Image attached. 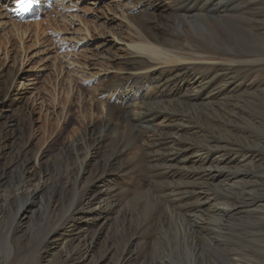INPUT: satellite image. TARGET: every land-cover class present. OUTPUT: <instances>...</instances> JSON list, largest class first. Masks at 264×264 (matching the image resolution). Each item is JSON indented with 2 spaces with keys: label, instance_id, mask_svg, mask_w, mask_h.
Returning <instances> with one entry per match:
<instances>
[{
  "label": "rangeland",
  "instance_id": "obj_1",
  "mask_svg": "<svg viewBox=\"0 0 264 264\" xmlns=\"http://www.w3.org/2000/svg\"><path fill=\"white\" fill-rule=\"evenodd\" d=\"M39 1V6L36 5L29 13L27 11L26 18L22 20V13L17 8L9 5L8 0H0V16H5V21H8L5 26L0 25V59L7 64L8 69L15 72L6 73L2 80L1 97L11 84L13 74L17 76L15 89H24V101L19 105L20 122L13 128L15 137L12 142H7V148L0 159V250H10L12 242L6 230L14 221L13 218L26 208L27 218L21 221L20 233L13 245L22 250L26 264H37V244L53 225L69 215L66 212L73 203L78 208L84 205L83 202L90 201L92 206L101 204L103 212H112L108 222L103 227L99 224L90 226L91 221L86 220L81 212L75 213L74 219L67 222L68 227L61 233L63 238L60 237L57 243L43 247L42 252L40 251V255L46 257L44 263L50 261V264H60L65 257V252L61 249L66 238H75L80 231L81 235L78 237H81L73 243V247L79 242H89L91 252L83 263L74 255L70 264H95L104 256L107 257L102 264H264V96L260 94L258 97L256 92L261 93V88L264 87V65L255 69L252 66L241 67L236 64L235 61L240 59L241 54L231 49L233 38L230 37L228 29L220 28L216 23L209 25L211 33L208 35L193 30L187 34L194 48L224 62V73L213 68L210 73L200 69L196 74L217 76L220 77V85L233 82L240 87L237 92L229 94L231 97L226 101V109L227 120L233 109L239 114L240 119L232 124L227 121V125L234 126V134L243 140L232 142L235 141L234 134L228 140L232 142L231 149L249 152L251 164L244 168L230 164L231 190L218 191L216 202L221 200L231 204L233 215H226L224 218L204 208L196 224L188 221L195 233H187L188 224L184 233L179 225L181 221L171 215L173 213L186 217L187 211L199 203L201 196L197 193H200L201 187L194 186L191 189L188 186L196 195H191L184 201L174 202L168 196L176 189L174 181L177 180L171 176L174 169L167 170L171 164L167 156L170 153L168 147L157 148L156 145L146 151L149 154L160 148V152L163 149L161 156L160 152L151 156L135 155L133 151H126L122 147L126 134L118 138L113 136L115 132L110 133L106 142L93 151L78 191L75 192L70 182L65 197L62 194V185L55 182L54 171L63 167L64 174H71L74 179L77 170L73 156L62 153L61 148L71 137L76 138L86 128L87 121L95 120V132H104L99 124L100 116L92 112L90 98L104 86L106 80L96 79L88 72L73 73V67L66 66L74 62L80 69L88 64L101 70V65L106 66L117 59L120 49L126 45L123 41L126 35L122 25L124 20L119 10H126L127 2ZM255 12L256 15L264 16V6L257 7ZM74 16H79L80 20L74 21ZM107 18L112 21L105 22ZM1 19L0 22L3 21ZM15 23L17 26L23 23L19 32ZM244 25L251 26L247 21ZM86 26L90 30L92 26H98L99 30L87 37L84 31ZM25 28H28L27 34L22 32ZM100 28H107V31L104 37L98 38ZM25 101L28 107L25 106ZM27 110L31 113L30 118L27 117ZM231 126H228V131ZM1 127L0 123V130ZM87 138L85 137L86 141ZM116 142L120 148L115 156L117 149L113 147ZM80 143L84 146V143ZM24 145L25 148L22 147ZM20 147L23 148L22 158L13 160ZM83 152L82 150L80 153ZM244 152L240 153L243 155ZM105 156L111 160V166L107 167V182L93 185L89 181L95 170L107 159ZM234 156V152H230V157ZM200 157L203 156L196 154L190 158ZM30 158L33 164L42 168V174L49 178V182L29 203L25 195L15 196V187L20 179L19 167ZM199 165L197 163L192 166L200 168ZM100 172L98 170L97 175ZM237 173L242 174L245 181L238 182L233 179ZM182 182L190 184L192 180ZM193 182L202 184L205 181L199 179ZM202 188L211 194L216 192V188L213 189L214 192L205 185ZM106 189L110 193L104 200L95 199L96 195L98 197ZM98 230L101 231L100 236L95 237L92 245L91 239L97 235ZM195 237L199 241L196 243L197 249L192 241Z\"/></svg>",
  "mask_w": 264,
  "mask_h": 264
},
{
  "label": "bare ground",
  "instance_id": "obj_2",
  "mask_svg": "<svg viewBox=\"0 0 264 264\" xmlns=\"http://www.w3.org/2000/svg\"><path fill=\"white\" fill-rule=\"evenodd\" d=\"M18 2L19 0H8L7 3L18 9ZM126 2V10L124 8L117 9L121 11V17L124 20L122 25L126 31L123 40L126 45L120 49L121 52L117 59L106 66L101 65V70L96 69L94 65L92 68L88 64L83 66L84 69H80L74 62H69L70 65L66 66V68L73 67V73L88 72L96 79H106L104 86L102 85L94 97L90 98L92 112L100 116L99 124L104 128V132H95V120L87 121L86 128L76 138L71 137L70 141L61 148L62 153L73 156L77 170L75 178L73 179L71 174H64L63 167L55 170L53 177L57 184L62 185L63 195L70 182L77 192L81 180L84 178L86 167L92 159L93 151L98 150L106 142L109 134H113V132H115L113 136L116 135L118 138L120 136L122 138V134L124 136L126 134L122 147L126 151H133L135 155L151 156L156 152L158 153L160 148L149 154L146 152L147 149L156 147V145L157 148L168 147L170 153L168 155L164 153L171 163L167 170L173 168L174 171H172L171 176L177 179L174 181L176 189L168 192V196L174 202L184 201L191 195H196L195 191L191 190L194 186L201 187L199 188L200 191L197 190L200 192L197 194H200L201 199L198 201L199 203H194V205L196 204L195 208L187 211L186 217L173 213L171 215L181 221L179 225L185 233L188 221L197 222V218L204 211V208H207L206 210L211 213H218L224 218L226 215H233L231 204L221 200L216 202L218 191L231 190L230 164L234 163V167L240 168L248 167L246 165L251 164L249 152L231 149V141L228 140L234 134V126L227 125V121L232 124L239 118V114L233 109L229 112L227 120L226 101H229L231 97L229 94L232 95V93L237 92L240 87L233 82H227V84L224 82L220 85V77L217 76L196 74V71L200 69L210 73L213 68H218L221 73H224V62L217 61L216 58L194 48L195 46L187 38V34L193 30L199 34L208 35L211 33L209 28L211 23H216L223 29L227 28L230 37L233 38V48L231 47V49L241 54L240 59L237 58L238 61H235L236 64L241 65V67L252 66V68L257 69L264 65V16L256 15L255 9L264 6V0H126ZM39 3L38 0L37 3L33 4V7L39 6ZM29 10L31 11V8ZM26 16V13L23 12L22 20ZM1 18L2 16H0ZM5 18L4 16L1 19L3 21L0 22V25L5 26L7 24L8 21L6 22ZM73 19L74 21L80 20V17L74 16ZM107 20H111V18H107L105 22ZM246 21L250 22L251 26L249 25V27L251 28L244 25ZM22 25L23 23H19L17 26L15 23L18 32L20 26L23 28ZM98 30V26H92L91 30L90 27L86 26L84 31L89 37V34ZM106 31L107 28H100L98 38L104 37ZM22 32L27 34L28 28ZM12 43L15 42L12 41ZM9 69L7 64L0 59V84L6 73H15L11 68ZM16 77V74L12 75L11 84L7 87L3 97H1L0 92V123L2 125L0 130V159L7 148V142H12L15 137L13 128L20 122L19 105L24 101V89H15ZM256 92L258 97L260 94L264 96V87L261 88V93ZM24 104L28 107L27 101ZM230 113H232L231 116ZM27 117H31L28 110ZM228 126H231L229 131ZM10 133L11 135H8ZM185 135L189 136L185 137ZM85 137H88L87 141ZM234 138L235 141H232L234 143L243 140L242 137L238 138L235 134ZM80 142L84 143V146H81ZM25 146L22 147L25 148ZM22 147L17 149L13 160L22 158ZM113 148L117 149V152L114 151L116 156L120 146L116 142ZM82 150L84 152L80 153ZM229 151L234 152L235 156L230 157ZM162 152L163 149L160 156L163 154ZM240 152H244V154L242 155ZM196 154L203 157L190 158ZM105 158L107 157L105 156ZM109 159L104 160L103 165H100L99 169L97 168L92 174L89 181L91 184L97 186L107 182V169H109L107 167L111 166ZM197 163H200V168L192 166ZM18 170L20 179L15 187V196L25 195L27 202L30 203L34 197L42 192L49 182V178L42 174V168L33 164L31 158L26 159ZM98 170L101 172L97 175ZM157 171L159 170L157 169ZM235 175L233 179L237 181L245 179L240 173ZM62 179H64L63 182ZM65 179H67L66 182ZM199 179L205 182L194 184L193 181ZM184 180H192V182L188 184L182 182ZM204 185L212 189V192L216 188V192L211 194L210 191L204 190L202 188ZM188 186L191 187L190 190ZM109 193L110 190H102L100 195L98 194L99 196L96 195L94 198L104 200ZM63 198H61L62 202H64ZM73 204L66 212L70 216L64 217L60 220L61 222L53 225L43 240L37 244V249H39L36 258L37 264H50V261L44 263L46 257L40 255V251L43 247L57 243L60 237L63 238L61 233L66 230L69 221L74 219L75 213L81 212L86 220L91 221L90 226L99 224L100 227L108 222L109 214H112V212L109 214L107 211L103 212L101 204L92 206L90 201L83 202L84 205L78 208H76V204ZM26 218L27 211L24 208L9 224L6 234L12 242V246L9 251L2 252L0 250V264H26L22 257L24 255L22 250L13 245L20 233L21 221ZM63 220L64 222H62ZM198 221L200 220L198 219ZM187 229V233H195L190 225ZM78 232L75 238H66L63 249H61L65 252V257L60 264H70L74 255H77L79 262L83 263L90 254L91 243L89 242H79L73 247V243H76L81 237H78L81 235V232ZM97 232V235L95 234L91 239L92 245L95 243V237L100 236L101 231L98 230ZM192 241L195 249H197L198 238L195 237ZM106 257L99 259L95 264H102Z\"/></svg>",
  "mask_w": 264,
  "mask_h": 264
},
{
  "label": "snow or ice",
  "instance_id": "obj_3",
  "mask_svg": "<svg viewBox=\"0 0 264 264\" xmlns=\"http://www.w3.org/2000/svg\"><path fill=\"white\" fill-rule=\"evenodd\" d=\"M38 0H19L17 7L20 13L27 12Z\"/></svg>",
  "mask_w": 264,
  "mask_h": 264
}]
</instances>
